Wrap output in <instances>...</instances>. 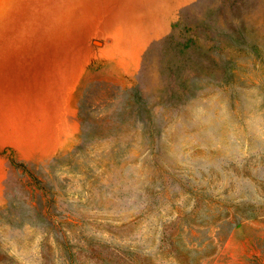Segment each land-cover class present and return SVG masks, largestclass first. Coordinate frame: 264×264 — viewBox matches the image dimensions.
Masks as SVG:
<instances>
[{
    "label": "rangeland",
    "instance_id": "obj_1",
    "mask_svg": "<svg viewBox=\"0 0 264 264\" xmlns=\"http://www.w3.org/2000/svg\"><path fill=\"white\" fill-rule=\"evenodd\" d=\"M170 1L0 0V264H264V0Z\"/></svg>",
    "mask_w": 264,
    "mask_h": 264
},
{
    "label": "crops",
    "instance_id": "obj_2",
    "mask_svg": "<svg viewBox=\"0 0 264 264\" xmlns=\"http://www.w3.org/2000/svg\"><path fill=\"white\" fill-rule=\"evenodd\" d=\"M105 1L107 3V7H106V12L107 13L105 14L106 17H108V18H114V17L123 18V17H126V16H131L128 13H126L127 10L125 9V6H126L127 0H105ZM150 1H152V0H150ZM172 1L174 2L175 6L172 5V3H170L169 7H171V5H172L171 8L173 9V8H178L179 3H184V2H187V1H190V0H171L170 2H172ZM113 2H118V5L113 6L112 8L110 6H108L109 3H113ZM151 6L152 5H150V7ZM139 11H141L140 8L139 9H134V12H136L137 15H132V16H155V15L139 14L138 13ZM157 16H159V15H157Z\"/></svg>",
    "mask_w": 264,
    "mask_h": 264
}]
</instances>
